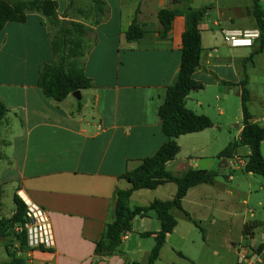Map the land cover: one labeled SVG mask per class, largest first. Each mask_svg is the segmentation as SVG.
<instances>
[{"label": "crops", "instance_id": "1", "mask_svg": "<svg viewBox=\"0 0 264 264\" xmlns=\"http://www.w3.org/2000/svg\"><path fill=\"white\" fill-rule=\"evenodd\" d=\"M51 1L57 4L60 20L82 22L90 29L89 49L82 66L93 88L80 90L79 101L71 94L61 102L45 98L36 86V79L39 68L53 60L52 30L37 13L28 14L24 23L5 24L0 35V102L6 109L0 120V186L10 187L21 200L38 204L51 222L54 247L28 250L25 264H130L135 262L133 250L126 249L130 235L136 236V249L140 245L137 233H156L160 229L153 213L134 220L132 233L112 256L96 259L95 243L104 234L106 225L115 219L116 192L130 188L122 176L137 168L143 159L152 157L166 141L158 108L167 88L178 76L185 21L182 15L176 16L170 33L162 38L158 35L161 27L157 14L165 8L182 9L183 5H173L170 0H100L107 12L94 24L90 1ZM258 1L264 10V0ZM212 3L219 19L211 24L205 22L210 15L207 10L199 26L202 52L192 76L202 89L190 93L186 99V107L194 113H197L194 109L204 111L211 104L204 96L207 90L217 94L212 97L214 101L233 97L240 102V85L244 81L249 91V106L254 62L264 56V49L259 50L260 40L251 48H230L225 44L227 51H222L216 46L225 30L257 28L249 15L253 0L248 6L234 5L227 9V15L220 9L219 0ZM212 9L211 6L209 10ZM136 11L144 35L129 43L125 32ZM260 33L264 40V29ZM192 94L196 96L195 108L188 106ZM250 114L255 123L261 125L264 121V117ZM181 137L176 140L179 146ZM262 146L264 143L261 149ZM243 148L247 152L239 156L242 158L249 154L248 148ZM175 160L167 168L173 175H181L184 172L172 170ZM211 167L201 170L214 171ZM205 186L210 185L188 191L182 200L183 211L187 196ZM202 191L205 195L209 193L206 189ZM175 192L172 183L154 190H139L132 193L129 204L137 197L144 198V202L141 199L129 206L169 200ZM256 222L260 224L254 223L256 227L243 236L241 264H264V249L256 252L264 244V221ZM258 232L261 242L256 240ZM171 235H167L166 242ZM153 238L154 235L149 237ZM148 255L139 263L146 262Z\"/></svg>", "mask_w": 264, "mask_h": 264}, {"label": "trees", "instance_id": "2", "mask_svg": "<svg viewBox=\"0 0 264 264\" xmlns=\"http://www.w3.org/2000/svg\"><path fill=\"white\" fill-rule=\"evenodd\" d=\"M92 3L95 14L94 24L104 18L107 7L100 0H88ZM173 5H183L182 9H162L157 14L160 24L158 35L165 38L171 31L172 22L178 15L184 17L185 26L181 36V59L176 81L167 88L165 99L158 108L161 131L166 138L165 143L149 158L132 171L125 173L122 178L130 185L124 191L115 194V219L107 224L104 234L95 243L94 257L112 256L123 245L124 238L132 233L133 222L136 219L146 218L153 213L160 224L156 233H141L140 238H149L154 235V245L151 248L146 262H132L130 264H155L160 256V251L166 243V237L172 234L177 226L173 211L182 212L185 218L191 220L188 213L182 209V200L188 191L200 185H213L218 173L216 171L189 168L181 175H173L167 168L179 153L176 140L181 136L200 133L212 128L210 119L198 115L186 107V99L192 92L202 89L192 76L199 66L201 47V31L199 26L203 21L208 7L192 8L191 0H170ZM250 14L255 20L260 31L264 29V10L258 0H253ZM37 13L44 17L46 24L52 30L51 47L53 60L39 68L36 86L47 98L56 102L63 101L71 93L78 90L93 88V83L83 71V59L89 49L88 35L90 29L85 23L62 21L58 17L57 4L51 0H0V35L8 22L24 23L27 15ZM125 32L126 42H136L144 35V27L138 23L136 15ZM260 49H264V40L260 37ZM241 123L242 130L239 138L230 142L218 155V159L225 162L236 156L240 147H247L249 154L243 159L246 165L243 172L259 175L264 178V156L261 153V144L264 143V126L252 121L248 111L250 100L246 82L241 83ZM6 114L4 105L0 102V120ZM168 163V164H167ZM172 183L176 192L172 199L153 200L147 206L130 208L129 199L133 192L139 190H154L159 186ZM3 189L0 186V210L2 207ZM14 211L9 218L0 217V239H12L13 244H5L4 249L9 258V264H25V254L28 251L27 236L23 230L26 223V207L23 201L13 194ZM256 225L244 224L242 235L246 236L250 228ZM16 229H22L17 232ZM17 246V247H15ZM264 249V244L258 246L257 251Z\"/></svg>", "mask_w": 264, "mask_h": 264}, {"label": "rangeland", "instance_id": "3", "mask_svg": "<svg viewBox=\"0 0 264 264\" xmlns=\"http://www.w3.org/2000/svg\"><path fill=\"white\" fill-rule=\"evenodd\" d=\"M251 1L219 0V3L220 9L227 15V9L234 5L235 7L248 6ZM212 2L214 0H193L190 6L208 7L210 15L205 22L211 24L219 19L214 10L215 3ZM211 6L213 9L209 10ZM216 46L222 51H227L222 38ZM254 63L256 69L251 73L249 87L252 99L248 108L252 114L261 118L264 117V56L257 58ZM193 95L195 94H192V101L188 104L189 108H195L196 96ZM216 95L214 91L207 90L204 96L207 101L211 100L209 107H205L204 111L194 109L198 115L206 114L213 124L212 128L182 136L179 139L180 146H178L181 149L176 156L172 170L185 172L189 166L195 164L194 168L208 170L211 165L210 170L218 173L217 178L213 185L205 186L187 196L184 210L189 214L190 221L184 217L182 212L173 211L177 227L161 249L159 259L155 264H239L238 256L243 248L244 223L254 225V223L260 224L256 221H264V178L231 167L229 160L226 161V167L219 166L222 162L218 159L219 153L230 142L238 139V130L242 128V123L239 100L230 97L228 100L217 102L212 100V97ZM218 98L221 97L218 96ZM260 123L264 126V121ZM261 150L264 155V146ZM246 152L245 148L240 147L237 155L243 156ZM202 189L208 190L209 193L203 194ZM12 194L10 187L3 189L0 210L2 218H9L15 209ZM141 199L140 202H144V198L137 197L129 205L133 206ZM254 220L255 222H251ZM260 234L258 232L256 236L257 242H261ZM139 242L138 248L133 250L135 262L144 260L154 245L153 240L149 238H139ZM3 244H13V240L0 239V264H9Z\"/></svg>", "mask_w": 264, "mask_h": 264}, {"label": "built area", "instance_id": "4", "mask_svg": "<svg viewBox=\"0 0 264 264\" xmlns=\"http://www.w3.org/2000/svg\"><path fill=\"white\" fill-rule=\"evenodd\" d=\"M260 36V30L257 28L225 30L222 32V39L230 48H251L259 41ZM229 161L231 162V167L235 169L243 170L246 165V160L239 156H234ZM229 179L231 178L229 177ZM23 203L26 207V223L24 224L23 230L26 232L28 250L52 249L54 247V236L47 212L34 202L23 200ZM16 231L19 233L22 229H16ZM243 259L244 256H240V264Z\"/></svg>", "mask_w": 264, "mask_h": 264}, {"label": "water", "instance_id": "5", "mask_svg": "<svg viewBox=\"0 0 264 264\" xmlns=\"http://www.w3.org/2000/svg\"><path fill=\"white\" fill-rule=\"evenodd\" d=\"M71 96L73 98H75L77 101H79L81 99L80 90L71 93ZM219 166H225L226 167V162L224 160H222V163L219 164ZM136 227H138V221H136ZM135 239H136L135 234H131L130 238H129V241L126 244V249H127L128 252H130V251L135 249V247H136Z\"/></svg>", "mask_w": 264, "mask_h": 264}]
</instances>
